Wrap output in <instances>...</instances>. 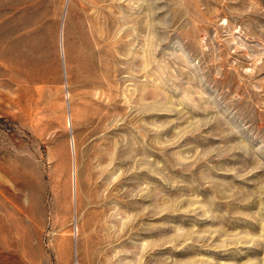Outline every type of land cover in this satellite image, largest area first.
Returning a JSON list of instances; mask_svg holds the SVG:
<instances>
[{
	"label": "rangeland",
	"instance_id": "374dc122",
	"mask_svg": "<svg viewBox=\"0 0 264 264\" xmlns=\"http://www.w3.org/2000/svg\"><path fill=\"white\" fill-rule=\"evenodd\" d=\"M0 264H264V0H0Z\"/></svg>",
	"mask_w": 264,
	"mask_h": 264
}]
</instances>
